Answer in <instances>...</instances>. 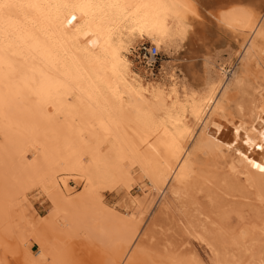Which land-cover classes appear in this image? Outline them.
Instances as JSON below:
<instances>
[{"label": "bare ground", "instance_id": "bare-ground-1", "mask_svg": "<svg viewBox=\"0 0 264 264\" xmlns=\"http://www.w3.org/2000/svg\"><path fill=\"white\" fill-rule=\"evenodd\" d=\"M136 38L192 46L196 80L179 68V79L145 81L127 55ZM229 48L237 61L226 70L214 57ZM199 155L264 201V0H0V264H148L137 240L109 238L106 204L98 197L95 210L66 181L82 178L93 200L115 183L139 185L128 202L141 215L154 195L167 208L166 193L179 201ZM24 196L46 201L48 215L20 209ZM188 224L211 264H224L230 250Z\"/></svg>", "mask_w": 264, "mask_h": 264}, {"label": "rangeland", "instance_id": "rangeland-1", "mask_svg": "<svg viewBox=\"0 0 264 264\" xmlns=\"http://www.w3.org/2000/svg\"><path fill=\"white\" fill-rule=\"evenodd\" d=\"M151 45L156 44L148 38H136L130 52L127 53L133 63L134 71L139 73L145 81H161L167 72L173 71L176 72L175 75L179 79V77H183L179 68L186 72L190 83L196 80V78L193 80V73L189 70L188 64L189 61H194L197 63L196 68L201 69L202 61L196 56L197 53L191 57L192 52H196L192 46H187L183 51L159 47L160 55L155 72L152 74L147 68V58L144 53V47L149 48ZM178 52L180 53L178 54ZM231 53L233 50L229 48L216 54L214 57L216 65L224 66L226 70L232 69L231 63L236 64L237 60ZM201 72L202 70L199 73L201 74ZM248 119L250 118L248 117ZM199 157L203 161L200 164V170L196 171L193 177L188 176L189 179L186 181L188 185L183 189L179 201L174 200L166 193L169 206L167 208L160 202L162 198H156L154 195L147 201L146 208L141 215L137 210L130 208L128 202L129 197L141 195L140 186L134 183L129 187L115 183L111 187L100 190L94 200L83 194L82 189L85 182L79 176L72 175L73 177L67 179L65 188L70 195L79 196L84 201L88 200L89 205L95 210L98 208L99 197L106 204V211L112 213L107 214V218L102 223L109 238L127 241L128 246L137 240L138 244H142L147 249H145L146 251L149 250L148 255L144 254V262L149 260L148 264H156L160 256H167V258H163L164 261L168 257L175 256L198 260L202 264L212 263L213 255L209 248L186 231V226H190L189 221L199 225V228L203 224L206 227L205 235L210 242L222 251L230 250L223 253L221 257L226 260L224 264H264V201L261 202L257 199L254 187H247L242 179L233 176L225 163L218 165L220 167L217 169L212 161H204L205 156L199 155ZM215 168L218 175L213 179V184H210L209 176L213 173L209 170H215ZM174 175H181L178 166L173 168L170 178ZM65 179L63 178V180ZM49 183V187H51L52 184ZM17 204L18 207L21 205L20 209L24 205L29 206L31 211L39 217H46L49 213V204L42 198L33 200L24 196ZM127 211L136 218L133 223L126 221L125 213ZM125 226L129 228H125ZM54 234L56 233L54 232ZM58 234L62 238L68 237L62 236L61 233ZM68 238L66 241L70 240ZM92 240L100 243L96 239ZM66 241L64 240V242ZM245 247H249V249H245ZM108 257L111 258L110 255ZM108 257L105 261L108 260Z\"/></svg>", "mask_w": 264, "mask_h": 264}, {"label": "built area", "instance_id": "built-area-1", "mask_svg": "<svg viewBox=\"0 0 264 264\" xmlns=\"http://www.w3.org/2000/svg\"><path fill=\"white\" fill-rule=\"evenodd\" d=\"M144 49L145 57L147 58V68L154 74L158 62L157 60L160 55V49L156 45H151L149 48L144 47Z\"/></svg>", "mask_w": 264, "mask_h": 264}, {"label": "snow or ice", "instance_id": "snow-or-ice-1", "mask_svg": "<svg viewBox=\"0 0 264 264\" xmlns=\"http://www.w3.org/2000/svg\"><path fill=\"white\" fill-rule=\"evenodd\" d=\"M73 19H75V17H73ZM255 166H256V167H258V168L260 167V165H259V164L255 165Z\"/></svg>", "mask_w": 264, "mask_h": 264}]
</instances>
